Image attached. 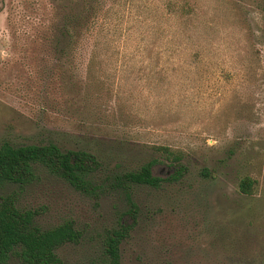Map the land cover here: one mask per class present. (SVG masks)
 Listing matches in <instances>:
<instances>
[{
    "label": "rangeland",
    "instance_id": "rangeland-1",
    "mask_svg": "<svg viewBox=\"0 0 264 264\" xmlns=\"http://www.w3.org/2000/svg\"><path fill=\"white\" fill-rule=\"evenodd\" d=\"M83 9L98 20L68 44ZM2 141L100 163L91 193L42 170L0 189L41 229L72 223L63 264H101L120 226L118 264H264V0H0ZM146 164L157 187H113Z\"/></svg>",
    "mask_w": 264,
    "mask_h": 264
},
{
    "label": "trees",
    "instance_id": "trees-1",
    "mask_svg": "<svg viewBox=\"0 0 264 264\" xmlns=\"http://www.w3.org/2000/svg\"><path fill=\"white\" fill-rule=\"evenodd\" d=\"M98 13L83 9L69 14L67 25L62 26L58 34L70 44L84 25L97 22ZM154 150L170 166L178 164L182 158L167 146H155ZM99 166L94 155L82 150L61 149L52 142L16 146L5 141L0 143V189L13 186L22 190L35 182L37 172L42 170L76 190L91 193L95 190L91 179ZM149 166L146 164L122 174L115 179L113 187L123 190L130 184L157 187L160 179L151 174ZM173 178L175 176L171 175L168 179ZM253 185L252 179L243 177L238 183V192L250 196ZM34 217V211L18 208L14 196L0 198V264H63L56 250L65 244L76 243L80 233L70 221L41 229ZM123 235V226L104 235L101 264H118V246Z\"/></svg>",
    "mask_w": 264,
    "mask_h": 264
}]
</instances>
